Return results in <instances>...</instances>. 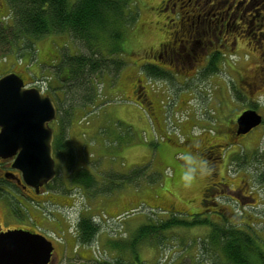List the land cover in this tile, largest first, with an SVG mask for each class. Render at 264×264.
I'll return each instance as SVG.
<instances>
[{
    "label": "rangeland",
    "instance_id": "1",
    "mask_svg": "<svg viewBox=\"0 0 264 264\" xmlns=\"http://www.w3.org/2000/svg\"><path fill=\"white\" fill-rule=\"evenodd\" d=\"M69 1L72 4L75 0ZM134 1L147 20L149 0ZM8 12L7 0H0V18ZM130 30L124 33L122 44L128 49L133 46ZM146 30L148 35L152 33L147 27ZM257 49L252 43L241 54L224 56L215 76L203 79L198 74L190 78L186 81L189 86L177 92L176 97L172 87L163 80L147 77L153 94L163 106L158 119L141 104L128 114L123 112L136 74L128 63L117 78L103 74L95 80L94 100L74 110L66 129L65 142L73 146L74 159L70 158L72 150L57 152L56 169L61 179L51 182L47 187L50 192L46 197L42 195L44 202L33 204L32 214L24 209L27 218L24 224L55 245L50 264H115L117 259L129 264L133 257L126 250L121 253L117 242L130 239L143 224L162 222L173 215L187 221L197 216L218 219L210 211L212 204L206 210L200 205L208 176L191 188H185L180 179V154L189 149L204 159L209 156L211 162L216 161L217 151L221 153L225 148L217 163L220 175L232 187L238 182L245 190L252 186L255 200L247 198L239 206L230 198H220L221 207L228 212L227 220L246 222L241 226L264 249V125L240 139V145L219 146L204 156L200 152L204 144L224 143L220 137L223 133L205 137V129L200 124L210 125V116L220 111L218 118L224 132L242 110L254 104L264 110V53ZM78 52L77 43L67 34L46 36L36 41L35 54L27 49L23 54L21 51L0 58V75L15 71L27 85L41 87L51 95L63 87L62 76L65 80L68 77L66 71L62 75L57 73L60 59L64 54ZM128 53L124 58L131 62ZM213 106L216 110L210 108ZM60 119L58 113L53 124L58 134ZM253 146L258 148L252 150ZM254 152L261 158L257 163ZM82 167L93 173L99 183L98 190H83L72 184L70 174ZM255 167L259 168L258 172ZM250 201L257 204L247 205ZM82 216L93 217L100 224L92 243L83 244L78 239L77 223ZM209 233L210 226L206 225L174 226L152 232L140 246V257L145 264L188 263L201 251L204 239L207 249L212 246ZM205 250L202 249L204 253Z\"/></svg>",
    "mask_w": 264,
    "mask_h": 264
},
{
    "label": "flooded vegetation",
    "instance_id": "2",
    "mask_svg": "<svg viewBox=\"0 0 264 264\" xmlns=\"http://www.w3.org/2000/svg\"><path fill=\"white\" fill-rule=\"evenodd\" d=\"M147 6L150 10L149 18L145 20L140 10L138 19L130 30L132 48L123 46L122 57L129 52L132 61L127 62L124 59L136 71L131 94H125L127 98L123 107L124 113H130L131 109L134 110L141 104L155 119L160 117L163 107L161 100L153 94L152 85L147 81V77H155L152 72L161 74L155 78L171 86V90H174L173 96L176 97L177 92L189 86L186 81L190 78L198 74L203 79L215 76L214 71L220 69L224 56L231 58L235 54H241L242 50L252 43L256 50L260 48L264 53V0H149ZM146 27L152 30L151 34H147ZM229 65L232 66L231 63ZM51 95H54V91ZM54 100L58 101L55 97ZM255 106L256 108L248 107L237 114L224 132L218 118L220 111L216 115L211 114L213 116H210V125L204 122L200 126L205 129V137L223 133L220 137L224 143L204 144L200 150L201 154L207 155L216 151L219 146L225 145L229 148L235 143L240 145V139L263 127L264 110L261 111L257 104ZM210 108L216 110L214 106ZM247 109L256 110L262 116V122L247 133H239L238 118ZM57 118L50 124L54 130L55 165L58 151L56 152L54 144L58 130L53 124ZM162 127L160 126L161 129ZM257 148L258 146H253L252 150ZM224 149L223 147L221 153L217 151L216 161L213 159L210 162V157L206 156L212 172L208 175V183L204 186L200 200V205L205 210L208 204H212L210 211L213 210L215 218L218 219L228 216V212L221 207L220 198H230L239 206L247 198L255 200L252 186L251 190L248 186L245 190L238 182L232 187L225 181L226 178L220 175L217 163L218 159L222 158ZM252 155L256 163L261 160L257 152ZM15 157L16 155L0 156V232L10 229L31 230V227L24 224L27 219L24 209L32 214L33 204L44 202L42 195L50 192L47 187L51 183L40 186L38 191L28 185L20 170L13 165ZM254 164L253 162L252 167ZM255 170L258 172L259 168L255 167ZM218 178L220 179L217 180ZM250 204L257 203L250 201L247 205ZM171 207L174 208H169ZM236 216L240 217L237 214Z\"/></svg>",
    "mask_w": 264,
    "mask_h": 264
},
{
    "label": "trees",
    "instance_id": "3",
    "mask_svg": "<svg viewBox=\"0 0 264 264\" xmlns=\"http://www.w3.org/2000/svg\"><path fill=\"white\" fill-rule=\"evenodd\" d=\"M7 3L9 12L0 18V58L14 53L17 55L21 51L23 54L27 49L35 54L36 41L50 35L67 34L79 47L78 53L64 54L56 66L58 75L66 71L68 77L65 80V76H62L63 87L56 89L52 95L58 100L55 102L61 118V131L54 144L56 152L72 150L70 158L74 159L73 146L71 148L70 142H65L73 112L94 100L95 80L98 77L103 74L114 78L119 76L126 64L122 57L124 33L132 29L138 19V4L134 0H75L72 4L69 0H7ZM152 74L155 77L161 75L157 72ZM69 178L72 184L79 185L83 190L99 189L95 176L85 167L72 172ZM60 179L57 173L53 183ZM237 215L240 216L239 213ZM243 223L246 222L237 224L235 219L227 220L226 216L224 219L197 216L187 221L173 215L162 222L143 224L130 239L117 242L118 249L121 253L126 250L131 254L133 261L129 264H145L139 250L152 232L174 226L206 225L210 226L208 241L212 246L208 249L211 251L207 249L204 239L203 248L199 245L201 251L198 255L183 264H264L262 245L241 226ZM99 229L100 224L93 217L82 216L77 223L79 241L92 243ZM202 249L207 251L204 253ZM120 260L117 259L115 264H127Z\"/></svg>",
    "mask_w": 264,
    "mask_h": 264
},
{
    "label": "water",
    "instance_id": "4",
    "mask_svg": "<svg viewBox=\"0 0 264 264\" xmlns=\"http://www.w3.org/2000/svg\"><path fill=\"white\" fill-rule=\"evenodd\" d=\"M57 115L51 95L27 85L15 71L0 75V156L16 155L14 167L37 191L57 175L50 125ZM261 122L256 110L247 109L238 118L239 133H247ZM54 248L51 240L35 231L0 232V264H50Z\"/></svg>",
    "mask_w": 264,
    "mask_h": 264
},
{
    "label": "clouds",
    "instance_id": "5",
    "mask_svg": "<svg viewBox=\"0 0 264 264\" xmlns=\"http://www.w3.org/2000/svg\"><path fill=\"white\" fill-rule=\"evenodd\" d=\"M180 159L182 160L180 179L185 188H191L212 172L209 162L191 149L181 153Z\"/></svg>",
    "mask_w": 264,
    "mask_h": 264
}]
</instances>
